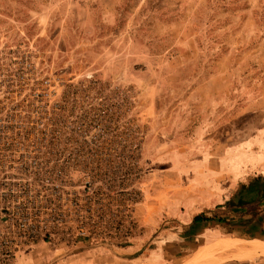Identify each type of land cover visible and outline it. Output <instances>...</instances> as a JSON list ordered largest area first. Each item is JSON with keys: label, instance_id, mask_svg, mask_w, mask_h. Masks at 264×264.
Instances as JSON below:
<instances>
[{"label": "rangeland", "instance_id": "obj_1", "mask_svg": "<svg viewBox=\"0 0 264 264\" xmlns=\"http://www.w3.org/2000/svg\"><path fill=\"white\" fill-rule=\"evenodd\" d=\"M0 103L32 151L14 264H264L239 222L186 228L264 176V0H0ZM73 202L125 204L128 244L58 242Z\"/></svg>", "mask_w": 264, "mask_h": 264}, {"label": "trees", "instance_id": "obj_2", "mask_svg": "<svg viewBox=\"0 0 264 264\" xmlns=\"http://www.w3.org/2000/svg\"><path fill=\"white\" fill-rule=\"evenodd\" d=\"M107 192L112 193L108 189ZM65 207L66 212L59 215L61 219L57 222L58 242L66 245L81 242L84 247L102 242L119 248L128 244L131 227L128 222L129 208L125 204L88 202L66 204ZM93 207H96V214ZM223 207L224 212L217 216H205L209 212L194 214L186 226L187 230L213 220L220 222L225 217L242 224L239 231L242 236L264 241V176L256 175L246 183L238 184Z\"/></svg>", "mask_w": 264, "mask_h": 264}, {"label": "built area", "instance_id": "obj_3", "mask_svg": "<svg viewBox=\"0 0 264 264\" xmlns=\"http://www.w3.org/2000/svg\"><path fill=\"white\" fill-rule=\"evenodd\" d=\"M40 95L46 97L48 92L44 91ZM9 118L8 105L0 103V264H14L16 255L37 238L28 228L24 215L30 184L15 176L29 172V156L32 152L29 138L28 134L15 136ZM46 163L43 170H53L54 166ZM39 167L40 164L33 166L34 169ZM57 211L58 216L62 215L66 207ZM47 239L48 234H45L44 241Z\"/></svg>", "mask_w": 264, "mask_h": 264}, {"label": "crops", "instance_id": "obj_4", "mask_svg": "<svg viewBox=\"0 0 264 264\" xmlns=\"http://www.w3.org/2000/svg\"><path fill=\"white\" fill-rule=\"evenodd\" d=\"M237 185H238V184H234V185H233V187H232V189H231V192L237 187ZM231 192H230V194H231ZM230 194H229V195H230ZM227 199H228V198H227ZM193 215H194V214H193ZM250 239H256V240H257L258 238H250Z\"/></svg>", "mask_w": 264, "mask_h": 264}]
</instances>
